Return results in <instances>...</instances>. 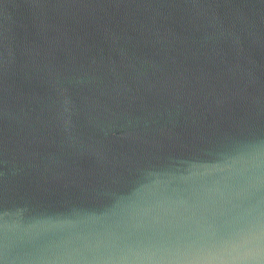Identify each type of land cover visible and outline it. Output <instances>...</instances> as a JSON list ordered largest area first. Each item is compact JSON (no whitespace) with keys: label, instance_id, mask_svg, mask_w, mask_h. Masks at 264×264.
Segmentation results:
<instances>
[{"label":"water","instance_id":"obj_1","mask_svg":"<svg viewBox=\"0 0 264 264\" xmlns=\"http://www.w3.org/2000/svg\"><path fill=\"white\" fill-rule=\"evenodd\" d=\"M0 264H264V0H0Z\"/></svg>","mask_w":264,"mask_h":264}]
</instances>
